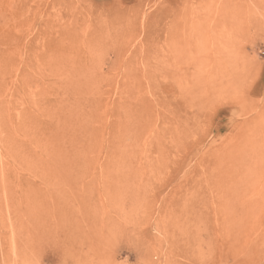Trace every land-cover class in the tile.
I'll return each instance as SVG.
<instances>
[{"label":"rangeland","instance_id":"1","mask_svg":"<svg viewBox=\"0 0 264 264\" xmlns=\"http://www.w3.org/2000/svg\"><path fill=\"white\" fill-rule=\"evenodd\" d=\"M0 264H264V0H0Z\"/></svg>","mask_w":264,"mask_h":264},{"label":"bare ground","instance_id":"2","mask_svg":"<svg viewBox=\"0 0 264 264\" xmlns=\"http://www.w3.org/2000/svg\"><path fill=\"white\" fill-rule=\"evenodd\" d=\"M80 112H81V111H80ZM80 112H79V113H80ZM80 114H81V113H80ZM23 156H24V155H23ZM22 158H23V157H22Z\"/></svg>","mask_w":264,"mask_h":264}]
</instances>
